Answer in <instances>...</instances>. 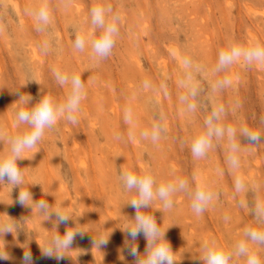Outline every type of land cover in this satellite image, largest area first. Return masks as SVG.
I'll return each instance as SVG.
<instances>
[{
    "label": "rangeland",
    "instance_id": "obj_1",
    "mask_svg": "<svg viewBox=\"0 0 264 264\" xmlns=\"http://www.w3.org/2000/svg\"><path fill=\"white\" fill-rule=\"evenodd\" d=\"M43 2L0 0V129L14 135L27 127H17L15 121L17 89L31 95L33 102L49 94L63 102L68 88L57 83L53 70L81 74L86 98L77 123L59 120L53 130H46L37 148L18 161L24 175L21 187H28L33 200H47L53 208L59 205L72 219L56 226L55 217L44 220L34 208L20 205L18 188L11 191V186L0 183V223L12 225L11 233L0 234V254L10 257L0 259V264H23L28 250L32 264H136L123 231L135 215L127 204L134 193L125 190L118 178L123 167L137 173L150 169L157 181L182 177L194 185L195 177L218 193L199 216L182 192L174 195L171 210H164L159 200L144 210L155 216L162 230L168 228L166 239L176 264H201L198 258L205 240L214 239L230 250L246 226L258 227L249 209L257 199L264 200V141L252 145L241 137L236 171L226 163V138L214 140V147L201 159L192 156L190 145L205 130L204 120L217 104L226 109L223 124L237 130L246 126L264 135L260 122L264 66L236 63L223 73L213 71L218 50L227 42L257 43L247 42L248 29L264 44V0H67V8L64 0H47L51 23L47 33H40L31 11ZM245 2L263 8L256 19L244 11ZM96 5H110L111 15L119 16L115 46L101 60L92 57L90 46L83 52L73 48L75 29L86 37L94 34L90 9ZM46 37L50 50L45 54L40 45ZM184 58L191 61L187 70ZM225 75L231 85L213 91L214 82ZM188 76L200 89L193 113L184 111L179 101L185 92L180 81ZM128 106L136 125L134 138L124 122L123 110ZM155 122L165 128L160 140L142 139L140 132ZM117 134L122 139L117 140ZM8 147L0 141V153ZM33 152L37 153L33 156ZM236 175L244 179L247 191L235 192ZM69 228L84 234L75 237L64 258L44 257L40 247ZM101 236L108 242L97 249L93 241ZM136 245L143 254L142 235ZM257 251L264 262V248ZM234 264H244L243 258H234Z\"/></svg>",
    "mask_w": 264,
    "mask_h": 264
},
{
    "label": "clouds",
    "instance_id": "obj_2",
    "mask_svg": "<svg viewBox=\"0 0 264 264\" xmlns=\"http://www.w3.org/2000/svg\"><path fill=\"white\" fill-rule=\"evenodd\" d=\"M64 6L67 8V0H64ZM111 14L110 5L107 7L93 6L90 9V22L94 34L86 37L82 30L75 29L73 48L78 52H83L86 47L90 46L92 57L97 60L105 59L111 55L119 35V16ZM31 16L35 21L36 30L40 33H47L51 23L47 0H44L38 8L33 9ZM0 30H2V26H0ZM97 31L98 35L95 34ZM40 49L45 54L50 50V40L47 37L42 41ZM236 63L243 66H251L254 63L264 66V44L257 42L245 46L238 42H227L224 47L218 50L213 71L216 74L223 73ZM183 66L185 70L189 69L191 61L184 58ZM53 74L59 85L68 88L63 102H57L50 94L41 95L38 100L33 102L31 95L19 93V89H17L19 102L16 104L15 121L17 127L20 125L27 127L14 135H9L5 130L0 129V141H6L9 146L6 152L0 153V183L11 186V191L18 188L17 202L20 205L32 210L34 208L37 214L45 217L44 220H52L55 217V224L58 226L67 224L72 219L70 213L64 211L59 205L53 208V205H50L47 200H33L28 187H21L24 184V175L18 166V161L26 159L24 154L36 149L46 130H53L59 120L64 119L70 124L77 123L81 102L86 98L85 84L81 79V74H69L60 69H54ZM231 83V79L225 75L214 82L213 91H222ZM144 87H149L147 81L144 82ZM180 87L185 89V92L179 97L180 103L185 106L184 111L195 112L198 107L195 101L200 91L199 87L190 76L180 81ZM226 114V109L222 104L214 105L211 108L204 120L205 130L193 137L190 151L194 158H204L208 151L214 147V140L219 141L226 138V163L233 171H236L240 167L238 154L241 148V137L246 139L247 143L256 145L264 141V135L246 126L237 130L232 125L223 124L221 121ZM123 116L125 124L130 126L128 135L134 138L136 125L130 106L124 108ZM260 122L264 124V117H261ZM164 131V126L155 122L150 129L142 130L140 136L142 139H151L153 143H156ZM115 138L122 139L120 134H117ZM35 153L37 152H33V156ZM118 178L125 190L134 193L127 204L135 210V215L130 219L131 223L123 230L126 233L125 245L129 254L136 258V264H176L175 253L166 239L168 228L162 230L155 216L144 210L149 209L154 200H159L164 210H171L174 207V195L182 192L188 195L191 210L199 216L218 199V193L211 190L205 183L197 182L195 177H193L194 185H190L189 180L182 177L157 181L150 169H144L137 173L129 167H123L119 169ZM234 188L236 193L248 190V186L240 175L235 176ZM249 215L254 218L258 227L246 226L243 229L242 238L237 240L230 250L222 247L214 239L205 240L198 258L201 264H234V258H243L244 264H264L257 251V249L264 248V200L257 199L250 207ZM9 219L11 218L9 217ZM227 219L228 217H225V220ZM11 227L12 225L8 223H0V234L11 233ZM78 234L82 236L84 232L75 228H69L63 235L56 232L43 248L40 247L42 255L57 260L64 258V253L71 249ZM141 235L146 240L143 254L138 251L136 245V240ZM107 242L108 238L103 236L93 241L97 249ZM9 258L8 253L0 254V259L7 260ZM23 264H32V254L29 250L24 252Z\"/></svg>",
    "mask_w": 264,
    "mask_h": 264
},
{
    "label": "bare ground",
    "instance_id": "obj_3",
    "mask_svg": "<svg viewBox=\"0 0 264 264\" xmlns=\"http://www.w3.org/2000/svg\"><path fill=\"white\" fill-rule=\"evenodd\" d=\"M237 6V5H236ZM245 7H244V11L248 14V15H250V16H252L253 18H255L256 17V15L255 14H261V12L263 11L261 8H259V10H258V8L256 7V8H253V6H251V5H249V4H246V2H245V5H244ZM241 7V6H240ZM237 10H238V8H236ZM257 9V10H256ZM260 9H261V12H260ZM256 10V11H255ZM260 13H259V12ZM242 12V11H241ZM255 12H257V13H255ZM263 13H264V11H263ZM254 14V15H253ZM238 15V14H237ZM236 15V17H238ZM263 15V14H262ZM255 16V17H254ZM264 16V15H263ZM256 19V18H255ZM260 20H263V19H260ZM240 22V21H239ZM263 23V22H262ZM258 24H260L259 22H258ZM237 25V24H236ZM235 25V26H236ZM238 25H239V27L240 28H242L241 26V23L239 24L238 23ZM241 25V26H240ZM251 25V24H250ZM259 28H261V25L260 26H258ZM236 28H238V27H236ZM254 28V27H253ZM263 28V27H262ZM247 30V29H246ZM240 31V30H239ZM254 32V31H253ZM252 32V29H248L247 30V42L248 41H256L257 40V42H258V38H256L255 36H254V33ZM238 34V33H237ZM260 38V37H259ZM260 40V39H259ZM258 43H260V42H258ZM248 44H250V42L248 43ZM261 44V43H260ZM167 123V125H168V122H166ZM89 167H91V166H89ZM92 170V169H91ZM103 200V199H102ZM111 220V219H110ZM112 221V220H111Z\"/></svg>",
    "mask_w": 264,
    "mask_h": 264
}]
</instances>
